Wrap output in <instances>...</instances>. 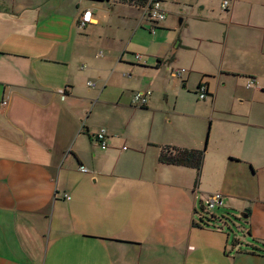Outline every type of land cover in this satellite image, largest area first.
Returning a JSON list of instances; mask_svg holds the SVG:
<instances>
[{"label":"crops","instance_id":"crops-1","mask_svg":"<svg viewBox=\"0 0 264 264\" xmlns=\"http://www.w3.org/2000/svg\"><path fill=\"white\" fill-rule=\"evenodd\" d=\"M174 4L182 15L178 0ZM188 7L189 22H177L174 51L188 57L179 80L183 90H193L197 101L215 110L211 81L216 76L243 78L247 90L264 92V74L258 78L256 67L245 62L264 65L263 41L257 46L251 40L264 39V0H233L228 11L221 0H193ZM146 10L117 0H0V264H264V253L252 250L264 244V132L254 138L246 132L264 131V126L244 124L242 115L236 124L219 111L211 120L219 132L215 137L211 132L210 139L208 126L205 142L217 145L222 155L211 174L215 188L207 196L222 195V219L245 222H219L217 230L193 227L206 204L204 184L195 183L199 179L188 168L158 162L160 146L202 148L188 145V139H156L158 130L155 136L131 131L139 109L124 100L136 92L158 93L164 61L156 55L153 64L140 65L142 57L132 63L123 56L130 40L142 34L139 29L147 25L154 36L156 29L173 26L167 16L153 25ZM86 11L91 22L80 29ZM184 22L189 33L183 29L181 34ZM126 33L132 38L124 45ZM221 35L222 61L218 50L203 46ZM116 40L121 46L110 56L97 47ZM233 58L241 60L239 69ZM175 62L171 58V65ZM166 69L173 79L176 68ZM249 80L254 84L247 88ZM201 84L207 95L200 101ZM235 95L233 109H240L235 106L240 99L250 105V97ZM120 120L127 122L118 127ZM230 123L237 133L227 129ZM97 128L107 130L105 150L96 140ZM83 138L90 154L83 151ZM206 148L205 143V153Z\"/></svg>","mask_w":264,"mask_h":264},{"label":"rangeland","instance_id":"rangeland-1","mask_svg":"<svg viewBox=\"0 0 264 264\" xmlns=\"http://www.w3.org/2000/svg\"><path fill=\"white\" fill-rule=\"evenodd\" d=\"M175 1L177 0H163L164 7H168V9L165 8L164 11L167 13L168 19L170 18V20H172V23H173V26L171 27V29H165V28L159 29L158 28L155 30L154 36H152L148 33L149 28L146 25V27H144V30L139 29L142 32V34H139L138 36L134 37L132 40H130L132 37L129 33H126L124 37L122 35L123 38L121 37V40L123 39L124 45H126L129 42V40L131 42L126 50V53L123 56L126 61L130 60L133 63L135 60V56L137 55L142 57V60L140 61L141 62L140 65H143L144 62L153 64L154 62H156V60L153 59V57H155L156 55L164 61L163 66L161 67V70L159 72V84L156 90V92L158 93L154 95L152 94L151 100L149 101L150 107L149 106L147 107L148 109L154 112L149 113L147 112V109L141 111V107L139 108L137 107L139 109L138 110L139 112H137L138 114L134 118L131 131L135 133V130H138L141 135V132L144 130V132L147 135L152 134L153 136H155L158 130V136L156 137V139H160V138L164 139L165 136H172V137H177L178 141H180L179 143H185L186 139H188L186 142L188 145H194V147L202 148V150L204 149V144L206 143L207 144L206 153L207 152L208 153H207V157L204 163L203 172L201 171L202 175L201 174L199 175V180H198V184L199 182H202L204 184L201 190L207 193L204 196L205 198L202 200L204 202L208 198L207 195L212 193L211 191L215 188L214 187L215 183L214 181H212L213 178L211 174L213 172V169L216 167L217 159H220V156L222 155L221 149L216 152L217 145L211 143V141L205 142V140L208 138V126H210L209 127L210 129L209 139H210L211 132H212V137H215V135L219 132L218 128H216V131H214L215 127L211 128V120L217 116L216 112L219 111L224 114H227V116L229 117V120L236 121V124L238 121L241 120L239 116L242 115L244 124L248 123V124L256 125V126H264V92L260 91V89H258L259 87L247 90L246 87H244V83L246 81L243 78L239 79L238 77L228 75L226 80H224L221 77L216 76L217 78L211 81L212 86L216 87L215 95L217 98H216V104H215L216 110H215L214 108L212 109L209 108L210 103L197 101L193 90H191L190 92H188L187 90H183L182 88L183 83L182 81H179L180 79L175 80L169 76V72L166 69L167 66H170V68H174V69L176 68L177 70L184 69L187 72V67H186V64L188 63L187 55H184L181 51H178L176 53L174 51L176 49V46L179 43L177 36L180 32V28L179 26H177V22L178 20H183V18H184V21L187 20V22H189L190 15L188 16V14L190 13V9L188 6H191V4H193V0H191V3H190V0H178V2L181 5L180 8L178 7V10L182 11L181 12L182 15H180L177 11H175L177 9V7H175V4H174ZM260 11L263 13L262 23L264 24V7L260 8ZM175 13L179 14L180 16L177 17ZM115 20L117 22V19ZM184 23L185 24L182 26L181 34H183V29L185 33L187 32L189 33L188 24L186 22ZM251 40H252V43H254V45H257V46L262 41L264 43V39L259 37V35L257 37H251ZM222 41H223V35H221L220 39L217 40L216 43H211L210 45L209 44L203 45L210 51L218 50L220 52V61H222L221 51H222L223 46L220 47L222 44ZM236 42H237V38H234L232 40L234 50L236 47V44H235ZM102 44H103L102 47L101 46L99 47V44L97 47L100 51L103 52L104 56H110L113 52H116L117 46H121L118 40H116L115 42L110 41L109 43H107V46H105L106 44L105 41ZM121 49L123 50L124 48L122 47ZM173 57H175L176 62L174 63V65H171L170 60ZM101 60H102L101 58L97 60L98 67H99V63L101 62ZM240 61L241 60H237L235 62V58H233L232 63L233 64L235 63L234 67L239 69ZM245 62H247L248 67L251 65H254L256 67L255 71L257 73L256 75L258 78H259L258 75L264 74V65L262 61L246 59ZM122 70H123V67H122ZM122 70L120 71L121 78L123 77ZM124 76L127 77V74L125 73ZM263 85H264V82H263ZM240 90L241 92H239ZM115 95H117L116 92H115ZM126 95L128 96V93H126ZM234 95L235 96L239 95L241 97H250V100H249L250 105L246 106L245 103H243L242 100L240 99L241 103H239V105H235V106H238L240 109H233L232 108L233 105L230 102V100L232 99ZM131 100H132V97L130 96V97L125 98L124 101H127L128 104L130 105L129 102ZM208 102H209V99H208ZM175 104H176V107H175ZM172 105L174 106V110H172V113H171ZM166 108H169L168 112ZM124 112H126L127 114L128 111L124 110ZM166 112H167V115H165ZM173 113H178V114L180 113L183 116L172 117L171 115ZM231 113H238L237 115L238 117L234 118L233 116H230ZM128 115H129V112H128ZM165 116H167V120H165ZM169 117L171 120H169ZM202 117H204L205 119L201 120L200 118ZM127 120H129L128 117H127ZM127 120H124V121L120 120L118 127L119 126L121 127L122 122L126 124ZM226 127L227 129H229L230 132H232L233 129H235V132L237 131V127L235 128L232 127L231 123L229 125H226ZM97 129L99 130V128ZM246 132H247L248 138H254V135L256 133L262 134L261 132H264V131H261V129H259L257 131L247 130ZM159 133L161 135H159ZM243 134H244V129H242V136ZM121 135L122 136H120V138L123 137V134ZM107 136H108V133L106 134V139H107ZM83 140H84L83 151L86 154H90V149H88V145H90L89 140L87 139L88 140L87 141L84 138ZM125 146L126 148H129L127 144H125ZM106 148H107V144H106ZM227 152H231V144ZM237 152L238 151H234L233 153H237ZM187 170H189L190 174H192L195 177L196 173L194 174L193 172H191L192 169L188 168ZM199 208L200 207L198 205L197 210H199ZM220 209L221 208L219 209L216 208L214 210L209 211L208 213L214 214L215 216H219L221 218V215L224 212H221ZM204 220H205V223L209 225L208 230H213L211 226L218 224V222L216 224L215 222H211L209 224L207 219H204ZM197 221L199 223L198 217H197ZM233 222L236 225L241 224L240 221H237L235 219H233ZM229 226L232 230L234 229L236 230L235 226H233L232 224H229Z\"/></svg>","mask_w":264,"mask_h":264},{"label":"built area","instance_id":"built-area-1","mask_svg":"<svg viewBox=\"0 0 264 264\" xmlns=\"http://www.w3.org/2000/svg\"><path fill=\"white\" fill-rule=\"evenodd\" d=\"M232 2H233V0H221L222 10L228 11L232 5ZM146 9H147L146 11H147L148 20L153 25H158V24L165 21L167 15H166V12L162 9L160 1L150 0L148 7ZM90 22H91V12L86 11L81 16L79 28L83 29L84 26ZM151 33L153 34L154 30H151ZM135 60L140 61L141 56H139V55L135 56ZM185 72L186 71L184 69H181V70L176 69L172 72V74H173L172 77H173V79L178 80V79L182 78V76L184 75ZM253 84H254V80H249V82L247 83V88H250ZM88 86L94 87V85L91 83H88ZM197 93H198L197 94L198 100H200V101L205 100L206 95H207L206 85H204V84L199 85ZM151 96H152L151 91L136 92L132 96L131 103L138 108L139 107L145 108L149 105V101H150ZM3 104H5V103H3ZM106 134H107V130L105 128H100V130L96 134V140L99 143L100 148L102 150H104L106 148V142H105L106 141ZM78 170L81 173H89L88 170L83 166H79ZM205 203H206L205 208L208 209L209 211L214 210L216 208H222V206H223L222 195L218 194V193L212 194L206 199Z\"/></svg>","mask_w":264,"mask_h":264},{"label":"trees","instance_id":"trees-1","mask_svg":"<svg viewBox=\"0 0 264 264\" xmlns=\"http://www.w3.org/2000/svg\"><path fill=\"white\" fill-rule=\"evenodd\" d=\"M91 1L105 2L109 0H91ZM117 1L121 4L132 5L139 9H144L148 7L150 0H117ZM142 109H146V107ZM204 152L205 150L185 149V148H178L173 146H160L158 162L166 166L192 169L195 171L197 179H199V175L201 174L202 166L204 163ZM195 183H198V180L195 181ZM208 212L209 210L206 209L205 206H201L200 212L198 214L200 223H193V227L199 229L208 228L209 225L205 223L204 219H207L209 224L211 222H215V224L217 222L223 223V221L224 222L227 221L228 223H233L234 218L226 220L217 217L214 214H210ZM237 221H240L241 224L245 223V222H241V220L238 218ZM211 228L215 230L218 229L216 225L211 226ZM232 243L233 245H236L237 241L235 240ZM252 250L253 252H257V253H264V244H262L260 248H256V249L252 248Z\"/></svg>","mask_w":264,"mask_h":264}]
</instances>
